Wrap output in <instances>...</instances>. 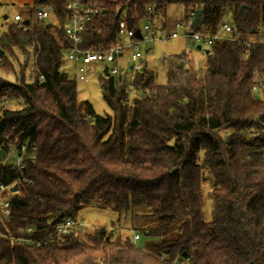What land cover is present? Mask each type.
<instances>
[{
    "label": "trees",
    "instance_id": "16d2710c",
    "mask_svg": "<svg viewBox=\"0 0 264 264\" xmlns=\"http://www.w3.org/2000/svg\"><path fill=\"white\" fill-rule=\"evenodd\" d=\"M81 1L104 9L93 23L101 32L86 43L106 47L115 44L120 19L135 29L149 8L165 26L170 5L182 6L184 19L201 10L199 24L213 31L229 13L240 38L252 40L261 8V0ZM66 2L32 0L18 10L20 24L2 17L0 72L15 73L14 51L25 60L16 83L0 76V150L25 142L35 152L21 173L0 160V185L17 187L4 195L10 215L0 264H264V92L257 99L251 92L253 73H264V48L214 46L200 70L185 53L171 56L163 84L145 62L132 77H100L111 115H98L78 101L63 68ZM43 4L51 13L39 21L34 10ZM204 174L211 179L208 221ZM91 205L113 211L117 225L55 237L40 249L15 240L40 239Z\"/></svg>",
    "mask_w": 264,
    "mask_h": 264
},
{
    "label": "built area",
    "instance_id": "2783aa9c",
    "mask_svg": "<svg viewBox=\"0 0 264 264\" xmlns=\"http://www.w3.org/2000/svg\"><path fill=\"white\" fill-rule=\"evenodd\" d=\"M260 7L259 23L252 31L255 37L252 40L246 41L240 38L232 24L221 23L213 31L208 26L198 23V27L192 30L191 22L194 13H189L184 20L175 22L172 25V30L169 31L166 26H161L151 16L148 8L143 20L135 29H129L125 21L120 19L117 40L114 45L106 47L102 44L86 43V38L90 34L101 32L102 27L95 26L93 23L103 17L104 9L98 6L85 5L81 0H67L64 34L70 46L63 53V68L69 78L77 82H85L90 66L98 63L103 65L101 75L103 78H118L124 75L132 77L143 69L144 58L151 53V46L161 45L176 39H183L186 48L199 46L200 50H209L214 46L224 45L228 42L242 43L248 48L257 43L264 48V0H261ZM34 12L37 20L42 21L49 17L51 8L49 5L43 4L37 6ZM11 20L20 24L21 18L18 14H14ZM136 31L140 34L139 38L135 36ZM123 53L128 55L127 66H122L118 62L122 59ZM159 58L161 63L166 66L170 61V57L163 53ZM105 69L108 74L107 77L104 75ZM253 75L251 92L258 97L261 92H264V73L262 75L253 73ZM40 79L42 78L40 77ZM262 124L264 125V123ZM253 133L254 129L251 128L250 134ZM1 150L4 152V159L8 158L10 168H15L20 173L25 167V161L34 160L35 148L31 147L29 149L31 151H29L25 142L18 147L13 143L4 142L1 145ZM17 182H20V177ZM13 186H15L13 183L7 186L0 185V237L4 236L1 231L2 225L10 215V202L4 195L9 193ZM83 228L84 224L81 221L67 217L40 239L19 237L15 240L40 249L53 242L55 237L70 236ZM29 232L31 230L27 228L26 233ZM137 240H139V235L132 233V243L135 244Z\"/></svg>",
    "mask_w": 264,
    "mask_h": 264
},
{
    "label": "rangeland",
    "instance_id": "374dc122",
    "mask_svg": "<svg viewBox=\"0 0 264 264\" xmlns=\"http://www.w3.org/2000/svg\"><path fill=\"white\" fill-rule=\"evenodd\" d=\"M31 4V0H0V25L2 24V17L6 16L7 19H11L14 14H17L18 10L24 6ZM184 8L180 5H170L167 6L165 13H164V19L167 23V29L170 31L172 30V25L175 22L182 21L184 17ZM161 20L160 18H158ZM223 23L230 24L231 18L230 14L227 13L223 19ZM6 24V23H5ZM3 25V24H2ZM195 27L192 28L194 30ZM2 29L0 27V33ZM124 40V38H123ZM204 51L205 49L197 50L193 47H185L184 41L182 39H176L169 42H166L161 45H153L151 46V53L147 54L145 56L146 65L148 68L153 70V72L156 74L157 77V83L163 84L166 80L165 70L166 65L162 64L160 61L159 56L163 53L164 55L171 57V56H177L182 53H185L190 60L191 64L196 70H200L203 67L205 58H204ZM15 53V61H13L15 73L13 75H5L2 72H0V76L12 83H16L18 80V70L21 67V65L24 63L25 56L21 53L14 51ZM29 57H28V63L25 66L24 69V75H25V81H29L30 79V73H31V66L33 64L32 62V56L31 51H29ZM119 64L122 66L128 65V55L123 53L122 59L118 61ZM188 62V63H187ZM189 61H186V64L184 66H189ZM102 68L103 65L98 64H92L89 68V74L87 77V80L85 82H77L76 81V92H77V99L78 101H87L89 102L96 114L98 115H104L108 114L111 115V111L107 107L106 103L103 101L101 92H100V77L102 75ZM7 108L9 109H15V106L12 104H8ZM211 179L208 174H204V180L202 182V196H203V217L204 220L208 221L210 219V209H211ZM77 219L81 221L84 224L83 233H90L95 228L99 227H110L111 225H117L116 219L117 215L106 208H101L98 206H88L83 209H81L77 213ZM127 224H122V228L127 227ZM139 242V240H137Z\"/></svg>",
    "mask_w": 264,
    "mask_h": 264
},
{
    "label": "water",
    "instance_id": "95a60500",
    "mask_svg": "<svg viewBox=\"0 0 264 264\" xmlns=\"http://www.w3.org/2000/svg\"><path fill=\"white\" fill-rule=\"evenodd\" d=\"M200 18H201V10H196V11L194 12V17H193V20H192V22H191V26H195L196 24H198L199 21H200ZM3 19H6V16H4ZM24 24H28V21L25 20V21H24ZM135 36H136L137 38L140 37V34H139L138 31L135 32ZM196 49H197V50H200V47L197 46ZM204 52H205V53H208L207 50H205ZM180 66L183 67V63H182V62L180 63ZM104 75H105L106 77L108 76V74H107V72H106V69L104 70ZM254 98L257 99V96L255 95ZM0 160H1V161L4 160V152H3L2 150H0ZM16 190H17V187H16V186H13V187L11 188L10 191H11V192H15Z\"/></svg>",
    "mask_w": 264,
    "mask_h": 264
},
{
    "label": "crops",
    "instance_id": "0c3cea01",
    "mask_svg": "<svg viewBox=\"0 0 264 264\" xmlns=\"http://www.w3.org/2000/svg\"><path fill=\"white\" fill-rule=\"evenodd\" d=\"M32 1V0H31ZM184 15H185V13H184ZM183 19H184V17H183ZM182 19V20H183ZM160 21V20H159ZM159 21H157L158 23H160ZM165 26L167 27L168 25H167V23H166V20H165ZM183 40V39H182ZM144 62L146 63V61H145V58H144Z\"/></svg>",
    "mask_w": 264,
    "mask_h": 264
}]
</instances>
